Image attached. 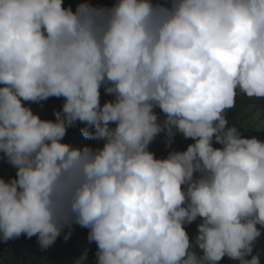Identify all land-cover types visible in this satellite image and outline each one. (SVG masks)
I'll use <instances>...</instances> for the list:
<instances>
[{
    "label": "clouds",
    "instance_id": "1",
    "mask_svg": "<svg viewBox=\"0 0 264 264\" xmlns=\"http://www.w3.org/2000/svg\"><path fill=\"white\" fill-rule=\"evenodd\" d=\"M238 92L264 99V0H0V242L79 226L93 264H262L264 140L229 124ZM79 125L95 144L65 141Z\"/></svg>",
    "mask_w": 264,
    "mask_h": 264
},
{
    "label": "trees",
    "instance_id": "2",
    "mask_svg": "<svg viewBox=\"0 0 264 264\" xmlns=\"http://www.w3.org/2000/svg\"><path fill=\"white\" fill-rule=\"evenodd\" d=\"M92 0H90L91 2ZM84 2V0H65V6L71 4L73 9L76 5ZM166 3L167 0L159 1ZM103 5V4H99ZM103 100L110 99L108 96H102ZM261 104V113L257 120H246L247 117H241L239 121L229 123L237 126L245 136H256L264 140V99H259ZM63 100L57 98H50L44 102L43 108L40 105H32L34 111L39 112L42 118L54 119L53 111L62 106ZM249 115V114H248ZM262 116V117H261ZM68 130L65 137L66 142H77L81 144H95V141H88L83 138L79 128ZM163 136L158 137L151 145V149L156 153L157 157H166L168 149L163 142ZM191 140H185L182 136H177L173 147L177 150H185L187 145L192 143ZM219 147V145H216ZM15 175V169L11 167L6 161L0 160V176L10 178ZM197 223H193L187 227V230L192 236L196 234ZM87 229H82L75 226L71 230V236L68 239L62 235L56 241L55 245L47 250H41L37 238L34 236L27 239L21 236L17 240L9 241L8 243L0 242V264H74L85 252H87L86 264H93L95 259V245H90L87 241ZM256 253L260 256L262 264H264V236L260 238L256 245ZM220 264H233L225 257Z\"/></svg>",
    "mask_w": 264,
    "mask_h": 264
},
{
    "label": "rangeland",
    "instance_id": "3",
    "mask_svg": "<svg viewBox=\"0 0 264 264\" xmlns=\"http://www.w3.org/2000/svg\"><path fill=\"white\" fill-rule=\"evenodd\" d=\"M162 1V0H159ZM115 0H92L91 3L93 4H103L110 6L114 3ZM260 100L257 98H249L243 93L237 94L235 106L228 110L226 113L227 119L229 123L239 121L241 117H247L246 120H252L253 122L258 121V115L261 113L259 111L260 107ZM249 114V115H248ZM262 117V116H261Z\"/></svg>",
    "mask_w": 264,
    "mask_h": 264
}]
</instances>
